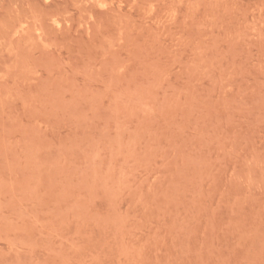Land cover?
<instances>
[{
  "label": "rangeland",
  "instance_id": "1",
  "mask_svg": "<svg viewBox=\"0 0 264 264\" xmlns=\"http://www.w3.org/2000/svg\"><path fill=\"white\" fill-rule=\"evenodd\" d=\"M0 264H264V0H0Z\"/></svg>",
  "mask_w": 264,
  "mask_h": 264
}]
</instances>
